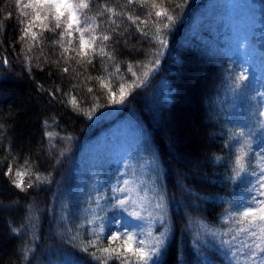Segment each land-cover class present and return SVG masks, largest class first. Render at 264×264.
Instances as JSON below:
<instances>
[{
  "label": "trees",
  "instance_id": "trees-1",
  "mask_svg": "<svg viewBox=\"0 0 264 264\" xmlns=\"http://www.w3.org/2000/svg\"><path fill=\"white\" fill-rule=\"evenodd\" d=\"M208 1L156 0L157 7L153 9L151 0L131 5L127 0H91L87 15L95 17L99 25L95 35L112 36L111 41L105 42V50L113 52V61L94 55L91 50L88 57H79V33L75 32L63 38L68 49L64 53L55 43L60 40L61 29L44 30L40 20L32 28L36 40L31 39V34L25 38L32 45L31 52H27L19 37L32 20L34 10L24 7L29 0H0V123L4 125L0 129V264H34L46 250L57 248L74 254L84 264H99L77 246L96 235L101 237V246L108 243L91 213L96 189L88 181L97 168L104 183L108 178L118 180V171L114 165L101 168L104 162L86 170L82 168L81 153L86 145L108 135L122 118L131 116L145 129L144 152L155 158L161 170L164 224L159 222L151 231L153 236L165 227L171 231L159 264L243 262L244 248L240 245L244 235L232 240L236 228L233 220L237 206L249 194V186L230 177L242 144L248 153V173L255 171L259 175L264 167L253 126L255 114L264 112L260 97L264 93V13L244 37V47L233 52L226 41L207 39L200 30L194 31L199 29L194 24ZM103 5L139 17L137 24L147 35H141L126 15L104 12L98 16L104 11ZM162 10L175 18L162 31V38L167 41L164 47L152 38L160 19L155 12ZM43 23L54 28L51 18ZM84 35L87 40L90 33ZM116 40L120 43H114ZM98 44L99 41L93 47ZM4 57L9 65L2 64ZM89 58L92 64L85 62ZM156 59L159 64L150 71L145 85L130 89L131 94L122 104L109 102L108 89L97 77H105L104 83L118 96L119 84L135 79L127 71L130 64L141 75V66ZM115 64H119L120 73L108 80L103 69L114 72ZM65 66L68 73L62 71ZM241 72L248 76L246 81L237 80ZM121 75L124 81L119 79ZM57 88L59 92H55ZM51 92H55V97ZM72 96L81 111L68 102ZM48 132L53 133L51 140ZM28 164L36 174L49 180L21 190L5 172L11 165L14 175ZM23 179L27 184L34 177L26 175ZM248 179L255 184L254 176L249 175ZM112 189L108 183V197ZM131 192L134 200L138 194L133 188ZM140 194L146 195L144 189ZM60 197L67 209H58ZM111 201L115 203L112 198ZM134 201L127 211L112 208L106 212L103 221L107 232L116 227L117 214L124 223L128 212L140 203ZM125 225L134 232L148 229ZM13 228L19 232L14 233ZM73 236H77L75 241H71ZM29 243L31 251L25 257L23 249ZM109 264L118 262L111 260Z\"/></svg>",
  "mask_w": 264,
  "mask_h": 264
},
{
  "label": "snow or ice",
  "instance_id": "snow-or-ice-1",
  "mask_svg": "<svg viewBox=\"0 0 264 264\" xmlns=\"http://www.w3.org/2000/svg\"><path fill=\"white\" fill-rule=\"evenodd\" d=\"M134 2H139V0H127V4L131 5ZM163 3V0H161ZM180 5H176L179 7ZM25 8L33 9L31 13L32 20L28 23L26 27L22 29V35L19 37V40L26 45L27 52H31L32 45L27 44L26 37L31 34V39L36 40L37 34L32 31V28L35 26V21L40 20L44 30L55 31L56 29H61L59 32L60 40L55 41L63 49L64 53L68 51L64 47L63 38L65 36L71 37L73 33H79V51L77 55L79 57L85 58L88 57V52H91L94 55H100L101 57H107L109 60H115L116 57L113 55V52L106 51L107 44L105 42L111 41L112 36L110 34H101L99 36L95 35L96 28L99 26L96 24L95 17L88 16L87 11L91 7V0H29V3L24 5ZM151 7L155 9L157 7L156 0H151ZM103 12H98V16H103L104 12L110 13L112 16L126 15L127 20L135 24L137 31L141 35L146 36L147 33L137 24L139 17H133L131 14L119 13L112 7L103 5ZM28 14L26 13L25 16ZM151 15V13H149ZM155 16L160 18L155 26V35L152 37L157 41L160 47L167 45V41L162 38L163 29H167L174 22V16L168 14L167 10L156 11ZM51 18L54 21V28H49L44 21H48ZM63 18V19H62ZM111 19V16H110ZM167 20V23H164L163 20ZM24 21L21 20V23ZM115 24V20H111ZM141 23H144L141 21ZM115 32V29H113ZM85 32H89L90 35L88 39H85ZM122 35V33H121ZM99 41L97 47H93L96 42ZM69 44L72 43L71 40L68 41ZM114 43H120L119 40L114 41ZM140 49H138L139 51ZM159 54V50H157ZM63 55V53H62ZM30 61V57H28ZM68 59H71L70 57ZM87 64H92V59H86ZM77 63H80L77 60ZM3 65H9L7 57H4L2 60ZM159 64V60L150 61L147 64H143L141 67L144 69L141 75H138L136 71L133 70V66L130 64L127 68V71L131 73L132 77H135L131 83L126 84L121 82L119 84L117 96L110 87L109 84L104 83L105 77H97L100 80L102 87L108 89L107 98L112 104H122L126 100L127 96L130 95V89L140 87L147 83V78L150 74V71L154 70V67ZM62 71L64 73L69 72V68L65 66ZM103 71L107 73V79L111 80L115 74L120 73L119 64L114 65V72H108L107 67H104ZM121 81H124V77L121 75L119 77ZM248 76L241 72L237 76L238 81H246ZM240 85H237L239 89ZM60 89L57 88L55 92H59ZM89 93L92 92L91 88H88ZM55 92L50 94L55 97ZM67 95V94H66ZM262 106H264V93H260ZM72 104L73 108L77 111H81L79 108V102L75 96H72L68 101ZM98 107V104L94 105ZM86 115L90 113H84ZM260 115H264V112H261ZM4 125L0 123V129ZM243 135V133H239ZM47 136L49 140L52 139L53 133L48 132ZM70 141V137L66 138ZM245 145H241V149L238 155L235 156V168L233 169L234 175L230 177L231 180L237 183H246L249 186V194L244 197L240 204L237 206L235 211V218L233 223L236 225L235 235L232 236V240L235 241L239 236L246 235L251 243L242 242L241 247L247 248L249 251L245 253L247 258L251 260L252 264H264V167H261L259 175L253 171L248 173L246 165L247 152L244 151ZM63 155V152L60 153ZM261 159L264 160V148L260 149ZM219 159V157H217ZM5 175L9 176L11 182L15 185L16 188L21 190H26L27 188L35 187L38 183L47 182L49 177L41 176L36 174L31 164H28L27 168L21 170L17 169L13 175V168L9 165L8 170L5 172ZM34 177V180L29 179L27 184L23 177L25 176ZM252 175L255 177V184L252 180L248 179V176ZM129 181L127 179L123 180V187L113 188L114 193H119L120 195L113 196L112 200L115 201L114 204L110 206L112 208H118L121 211H127L130 204H135L133 198L128 194L129 189L127 185ZM164 196H159V202L155 205L157 209H161L160 215L157 219L160 220L161 225L163 226V208H164ZM103 210V209H102ZM128 215L135 220H143L144 218L140 215L138 211H130ZM99 218V217H98ZM31 219V218H30ZM99 219H106L99 218ZM149 224L146 231L142 230L140 232H134L131 228L127 227L123 220L119 218L117 214V220L114 222L116 227L114 230L107 232L105 227L101 225L100 232L105 233L104 239L108 241L107 246H101L99 241L101 237L99 235L95 236L93 240L81 241L78 247L82 248V251L88 253L94 260L98 261L99 264H109V261L115 260L118 264H159V258L163 255L165 248V243L168 239L167 233L171 231L170 228L165 227L163 232H160L159 235L153 236L151 231L152 221L151 215H149ZM94 221H89L93 223ZM201 228L203 225L201 224ZM14 233L19 232L18 228H13ZM95 235V233H94ZM150 238V239H149ZM77 236H73L71 241H75ZM119 242V243H117ZM199 243V241H197ZM224 243H227L225 241ZM94 249L89 251V249ZM31 251V244H25L23 249V254L27 257L28 253ZM206 264H211V261H207Z\"/></svg>",
  "mask_w": 264,
  "mask_h": 264
},
{
  "label": "rangeland",
  "instance_id": "rangeland-1",
  "mask_svg": "<svg viewBox=\"0 0 264 264\" xmlns=\"http://www.w3.org/2000/svg\"><path fill=\"white\" fill-rule=\"evenodd\" d=\"M262 13H264V3L261 0H209L194 24V28L199 27V29H194V31L200 30L201 35L207 39L215 37L221 41L224 40L227 45L230 44L233 47V52H236L237 47H244V37H247ZM254 102L258 105L256 100ZM254 114L255 112L252 113V115ZM255 116L253 126L258 135L259 145L264 148V117L260 114H255ZM251 129H253L252 126ZM145 135L144 127L131 116L126 119L122 118L112 127L108 135L102 136L84 147L81 153L82 168L93 169L96 163L104 162L101 168L108 169L114 165L118 171V180L108 178L106 183L101 179L98 168L93 170L94 172L90 175L88 185L96 189V204L91 206V213L97 224L104 226L103 220L105 219L99 218L106 217V212L112 209L111 198L118 195L111 191V196L108 197L106 185L109 183L113 188L123 187L125 179L129 181L127 187L130 191L128 194L133 197L135 194H132L131 188L135 189V193L138 195L134 200L140 202L130 211L140 212L144 219L142 221L135 220L128 215L124 223L148 228V218L151 215V228L153 229L159 224L160 220L157 217L160 215L161 209H157L155 205L159 202V196H163L160 183L161 170L155 158L147 157L143 150L142 142ZM152 173L153 175H151ZM143 189L146 195L142 197L140 193ZM63 203L64 200L60 197L58 200L59 210L67 209ZM162 211L164 215V208ZM244 242L251 243L246 235H244ZM248 251L249 249L244 248V252H242L244 258L241 264H252L245 255ZM34 264L84 263L74 254L57 248L46 250L35 260Z\"/></svg>",
  "mask_w": 264,
  "mask_h": 264
}]
</instances>
